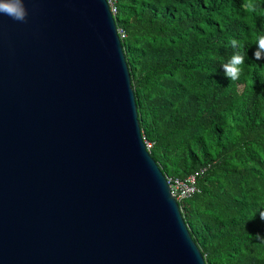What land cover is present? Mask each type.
Returning <instances> with one entry per match:
<instances>
[{"label": "water", "instance_id": "water-1", "mask_svg": "<svg viewBox=\"0 0 264 264\" xmlns=\"http://www.w3.org/2000/svg\"><path fill=\"white\" fill-rule=\"evenodd\" d=\"M0 14V264H206L147 150L107 0Z\"/></svg>", "mask_w": 264, "mask_h": 264}, {"label": "trees", "instance_id": "trees-1", "mask_svg": "<svg viewBox=\"0 0 264 264\" xmlns=\"http://www.w3.org/2000/svg\"><path fill=\"white\" fill-rule=\"evenodd\" d=\"M242 2L114 3L151 156L166 177L204 170L179 206L206 264H264V57L253 56L264 0L252 14ZM237 50L245 62L232 81L222 64Z\"/></svg>", "mask_w": 264, "mask_h": 264}, {"label": "clouds", "instance_id": "clouds-1", "mask_svg": "<svg viewBox=\"0 0 264 264\" xmlns=\"http://www.w3.org/2000/svg\"><path fill=\"white\" fill-rule=\"evenodd\" d=\"M240 7L247 13L252 14L257 11L259 6L256 3H253V0H243ZM0 14L7 15L17 21H24L27 17V9L24 0H0ZM230 43L234 49L237 48V40L232 39ZM256 46L253 56L259 61L264 57V35H259L257 37ZM244 62L245 55L238 50L234 51L228 58L227 62L222 64L225 77L232 81L239 79L242 71L241 66ZM258 213L260 218L264 220V206L258 209Z\"/></svg>", "mask_w": 264, "mask_h": 264}, {"label": "built area", "instance_id": "built-area-1", "mask_svg": "<svg viewBox=\"0 0 264 264\" xmlns=\"http://www.w3.org/2000/svg\"><path fill=\"white\" fill-rule=\"evenodd\" d=\"M112 14H116V7L114 5L116 0H107ZM119 36L121 38H125V33L123 30L118 31ZM146 148L148 151L152 149L153 143L146 140V138L143 136ZM204 170H201L199 172H196L190 176H188L185 179L180 178H173V177H167V181L169 184V187L171 189L172 194L175 196V199L180 204L185 199L191 198L193 195L199 192V188L197 186L198 178L202 176Z\"/></svg>", "mask_w": 264, "mask_h": 264}]
</instances>
